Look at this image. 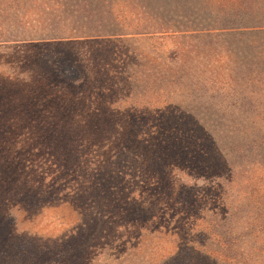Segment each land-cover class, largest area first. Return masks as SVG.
I'll use <instances>...</instances> for the list:
<instances>
[{"label":"trees","instance_id":"trees-1","mask_svg":"<svg viewBox=\"0 0 264 264\" xmlns=\"http://www.w3.org/2000/svg\"><path fill=\"white\" fill-rule=\"evenodd\" d=\"M36 1L45 7H0V45L31 50L23 68L11 63L13 79L38 92L49 84L63 123L29 144L41 154L30 164L8 153L25 148L21 139L0 137V264H264V0H192L189 12L169 16L154 3L162 0ZM123 1L142 3L156 23L126 31ZM143 35L181 39L175 59L195 48L226 60L209 82L187 58L170 82L186 111L207 115L162 123L171 131L155 118L132 120L130 90L147 78L167 84L173 70L170 61L151 78L133 69ZM219 76L228 84L214 87ZM40 177L66 183L31 188ZM56 202L77 210L69 233L13 229L34 206Z\"/></svg>","mask_w":264,"mask_h":264},{"label":"rangeland","instance_id":"rangeland-1","mask_svg":"<svg viewBox=\"0 0 264 264\" xmlns=\"http://www.w3.org/2000/svg\"><path fill=\"white\" fill-rule=\"evenodd\" d=\"M11 1L12 3H10ZM190 1L192 0H162L160 3H154L158 4L157 9L160 13L169 16L178 12L179 9L183 11L187 10V12H189L190 7H188V3ZM195 1L197 2V0ZM31 2H33L32 5L37 2L42 8L45 7L43 1L36 0H0V7H3V9H9L11 7L13 10L25 11L26 8L32 6ZM199 2L201 3V0ZM154 3L152 4V11L155 6ZM50 5H52V2H50ZM146 5L148 6V4ZM192 5L193 4H191V6ZM131 8L135 10H131ZM142 9V3L140 2L139 4L133 3L132 6L124 1L120 3L119 10L123 15V18L121 19L122 25L126 31L146 27L148 26L149 21L153 25L156 23L157 19L155 17L154 21L150 19L147 21L145 19L147 13L144 15ZM11 14L12 13L8 15ZM40 16L41 15H39V17ZM12 17L15 16L13 15ZM147 17L149 18V15ZM40 18L43 17L41 16ZM17 19L18 18H16V20ZM179 21H182V19H179ZM138 39L139 40H137L132 46L136 53V56L131 57L134 70L143 75V77H146L144 76V74H146L144 71H148V75L151 78V72L157 73L164 69V65L167 61H170L173 70L171 71V74L168 75L169 83L167 84L158 82L153 83L155 78H152L151 80L145 78L147 80V85H145L146 82L140 84L138 81L134 89L130 90L134 93L133 95L137 97L133 109L132 107L128 108V110L132 109V112L128 113L129 116H134L133 119H130L134 120L138 116H141L144 119L151 118L152 120L155 118L160 120V122L155 120L157 122V129L160 130L161 127L164 128L162 123H168V125H171L186 120L199 119L200 117L207 115L206 113H199V111L196 110L192 112L186 111V104L187 102L189 103V100L181 98L178 95V90L173 89L174 86L170 85V82H177L178 77L182 75L184 72V66L182 65L184 64L183 60H187V58L188 60H191L194 70L205 72L203 78H206L210 82V80L216 77V75H221L219 73L226 72L223 68L227 66V62L224 59L222 60V58H218L219 56L217 53L219 52L208 55H199V53L196 52H200L201 50L196 51L194 48L191 51H187L188 55L179 56L175 59V57H177L176 54H178L176 49H178L179 45L184 46V42L181 39H168L166 36L161 38L160 36L154 35L151 38H147L146 35H143L142 37L139 36ZM203 46L204 44H202V47ZM6 48V45H0V137L9 138L12 139V141L13 138H16V140L21 139L25 148L16 151L12 150L13 148H10L8 153L11 155L12 160L23 161L24 159V163L30 164L28 158L30 154H32L31 156L34 159H38L41 154L40 151L34 153L29 151V144L31 142L34 143L35 139L38 140L40 137L50 136L58 132L60 124L63 122H60V119H58L56 111L53 112V102H50L53 98L49 99L46 97L48 95L45 94V90L50 87L49 84L45 85V90L41 89V91L38 92L36 89L38 84L29 82L27 84L26 82H23L22 77L18 78V80L13 79L16 77L11 73V71H14L10 67L11 63L17 60V67L23 68L27 63L26 60L29 59L26 53L29 52L30 49L27 50L24 48V50L13 51ZM13 52L16 53L13 54ZM25 56L28 57L26 60L24 59ZM198 56H203L204 58H198ZM24 62L25 65L23 64ZM70 73L74 72L71 71ZM210 75H212L211 78L209 77ZM216 82L218 83L212 85L219 88L228 84L224 78L222 79L220 76ZM32 96L34 98H32ZM171 100L175 105L167 103ZM74 125L78 126L77 122H75ZM162 131H171V129L166 130L164 128ZM133 132L134 130L132 133ZM42 153L43 155H46V152ZM1 154H3V156L6 155L5 153ZM41 179H43V177H40V180L38 179L33 183H30L29 186L33 189L45 190L49 185L56 183L57 186L62 185L63 187V184L66 183H62V179L59 178L54 179V182L49 184L47 182H41ZM31 209L32 211H28L22 218L20 217V222L13 228L18 234H24L25 236L32 235L43 239L57 238L63 234L69 233L78 224L77 210L74 206L69 204L65 205L61 202L53 204L42 203ZM150 240L152 245L157 241L154 238V235H152ZM99 264H105V261Z\"/></svg>","mask_w":264,"mask_h":264}]
</instances>
